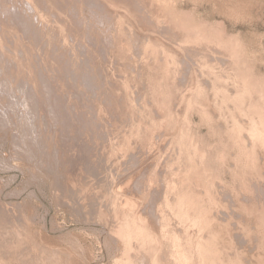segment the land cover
Listing matches in <instances>:
<instances>
[{
    "label": "rangeland",
    "instance_id": "rangeland-1",
    "mask_svg": "<svg viewBox=\"0 0 264 264\" xmlns=\"http://www.w3.org/2000/svg\"><path fill=\"white\" fill-rule=\"evenodd\" d=\"M129 1L0 0V264H264V0Z\"/></svg>",
    "mask_w": 264,
    "mask_h": 264
},
{
    "label": "bare ground",
    "instance_id": "bare-ground-1",
    "mask_svg": "<svg viewBox=\"0 0 264 264\" xmlns=\"http://www.w3.org/2000/svg\"><path fill=\"white\" fill-rule=\"evenodd\" d=\"M131 1V0H130ZM129 1V2H130ZM142 1V0H141ZM148 1V0H147ZM146 1V2H147ZM39 2V1H38ZM43 2V1H42ZM41 2V3H42ZM49 2V1H48ZM98 2V1H97ZM134 3V2H133ZM141 3V2H140ZM136 4V3H135ZM8 5H9V3H8ZM98 5V4H97ZM128 5V4H127ZM131 5V4H130ZM149 5V4H148ZM2 6V5H1ZM61 6V5H60ZM153 6V5H152ZM76 7H78V6H76ZM92 7V6H91ZM99 7V6H98ZM156 7V6H155ZM42 8H44V7H42ZM10 9V8H9ZM55 9V8H54ZM53 9V10H54ZM57 9V8H56ZM135 9H136V7H135ZM154 9V8H153ZM158 9V8H157ZM2 10V9H1ZM20 10V9H19ZM63 10V9H62ZM138 10V9H137ZM156 10V9H155ZM24 11V10H23ZM57 11V10H56ZM97 11V10H96ZM110 11V10H109ZM158 11V10H157ZM18 12V11H17ZM78 12V11H77ZM122 12V11H121ZM144 12V11H143ZM4 13V12H3ZM13 13H14V11H13ZM93 13V12H92ZM24 15V14H23ZM30 15V14H29ZM32 15V14H31ZM75 15V14H74ZM77 15V14H76ZM137 15V14H136ZM140 15H141V12H140ZM144 15V14H143ZM142 15V16H143ZM147 15H148V13H147ZM115 16V15H114ZM77 17V16H76ZM22 18V17H21ZM24 18V17H23ZM64 18V17H63ZM145 18V17H144ZM168 18H171V17H168ZM60 19V18H59ZM65 20V19H64ZM63 20V21H64ZM62 21V22H63ZM82 21V20H81ZM79 22V21H78ZM154 22V21H153ZM15 23V22H14ZM31 23V22H30ZM71 23V22H70ZM152 23V22H151ZM10 24V23H9ZM17 25V24H16ZM173 25V24H172ZM13 26H15V25H13ZM19 26V25H18ZM33 26V25H32ZM31 26V27H32ZM81 26V25H80ZM152 26H153V24H152ZM155 26V25H154ZM153 26V27H154ZM176 26V25H175ZM27 27H29V26H27ZM158 27V26H157ZM177 27V26H176ZM36 28V27H35ZM15 29V28H14ZM188 29V28H187ZM18 30V29H17ZM27 30V29H26ZM37 30V29H36ZM169 30V29H168ZM138 31V30H137ZM154 31V30H153ZM181 31V30H180ZM155 32V31H154ZM184 32V31H183ZM190 32V31H189ZM192 32V31H191ZM19 33H20V31H19ZM39 33V32H38ZM159 31H158V35H159ZM170 33V32H169ZM144 34V33H143ZM151 34H153V33H151ZM172 34H173V32H172ZM175 34V36H176V33H174ZM187 34H188V32H187ZM191 34V33H190ZM4 35H5V33H4ZM35 35V34H34ZM38 35V34H37ZM110 35V34H109ZM183 35V34H182ZM192 35V34H191ZM207 35V34H206ZM118 36V35H117ZM140 36V35H139ZM96 37V36H95ZM111 37V36H110ZM152 37V36H151ZM177 37H179V35L177 36ZM183 37V36H182ZM209 37V36H208ZM27 38V37H26ZM105 38H106V36H105ZM140 38V37H139ZM146 38V37H145ZM166 38V37H165ZM202 38V37H201ZM24 39V38H23ZM32 39V38H31ZM93 39V38H92ZM33 40V39H32ZM172 40V39H171ZM180 40V39H179ZM183 40V39H182ZM138 41V40H137ZM155 41V40H154ZM96 42V41H95ZM100 43V42H99ZM161 43V42H160ZM174 43V42H173ZM203 43V42H202ZM91 44V43H90ZM116 44V43H115ZM227 44V43H226ZM98 45V44H97ZM166 45V44H165ZM122 46V48H123V44L121 45ZM211 46V45H210ZM126 47V46H125ZM167 47V46H166ZM97 48V47H96ZM170 48V47H169ZM198 48V47H197ZM203 48H204V46H203ZM229 48V47H228ZM125 50V49H124ZM176 50V49H175ZM174 50V51H175ZM205 50V49H204ZM173 51V52H174ZM194 51V50H193ZM121 52V51H120ZM212 52V51H211ZM192 53H195V52H192ZM10 54V53H9ZM118 54V53H117ZM122 54V53H121ZM150 54V53H149ZM209 54H210V52H209ZM36 55V54H35ZM179 55V54H178ZM197 55V54H196ZM213 55V54H212ZM198 56V55H197ZM215 56V55H214ZM217 56V55H216ZM153 57V56H152ZM213 58V57H212ZM212 58H211V60H212ZM217 58V57H216ZM216 58H214V59H216ZM154 59V58H153ZM151 60V59H150ZM192 60V59H191ZM195 60H197V59H195ZM221 60V59H220ZM146 62V61H145ZM144 62V63H145ZM205 62V61H204ZM226 63V62H225ZM149 64V63H148ZM194 64H196V63H194ZM193 65V64H192ZM183 76V75H182ZM192 77V76H191ZM188 80H189V78H188ZM221 83V82H220ZM182 84V83H181ZM182 86V85H181ZM174 87V86H173ZM189 87V86H188ZM199 92V91H198ZM162 93V92H161ZM167 94V93H166ZM173 94V93H172ZM174 95V94H173ZM202 96V95H201ZM166 97V96H165ZM173 97V96H172ZM160 98H161V96H160ZM201 98V97H200ZM246 98V97H245ZM164 99V98H163ZM178 99V98H177ZM202 99V98H201ZM255 99V98H254ZM207 100H208V98H207ZM163 101V100H162ZM161 101V102H162ZM212 101V100H211ZM164 102H167V101H164ZM251 103V102H250ZM238 104V103H237ZM257 104V103H256ZM254 105V104H253ZM165 107H166V105H165ZM162 108V107H161ZM242 108V107H241ZM169 109H171V108H169ZM209 109V108H208ZM159 110H160V108H159ZM172 110H173V108H172ZM167 111V110H166ZM170 111V110H169ZM161 112H162V110H161ZM209 112V111H208ZM207 112V113H208ZM228 112V111H227ZM246 112V111H245ZM248 112H249V110H248ZM251 112V111H250ZM260 112V111H259ZM169 113V112H168ZM172 113V112H171ZM167 114V113H166ZM212 115L214 114V113H211ZM242 114V113H241ZM256 114V113H255ZM173 115V114H172ZM216 115V114H215ZM250 115H251V113H250ZM242 115H240V117H241ZM168 117V116H167ZM228 117V116H227ZM250 117V116H249ZM162 118V117H161ZM257 118H258V116H257ZM173 119V118H172ZM248 119H250V118H248ZM247 119V120H248ZM232 120V119H231ZM168 121V120H167ZM243 121V120H242ZM250 121H251V119H250ZM249 121V122H250ZM170 122V121H169ZM230 122V121H229ZM247 123V122H246ZM251 123V122H250ZM250 123H248V124H250ZM167 124V123H166ZM259 124V123H258ZM168 125V124H167ZM255 125V124H254ZM172 126V125H171ZM237 126V125H236ZM245 126V125H244ZM246 126H247V124H246ZM251 126H253L252 125V123H251ZM258 126V125H257ZM241 127V126H240ZM248 127V126H247ZM250 127V126H249ZM248 127V128H249ZM170 128V127H169ZM242 128V127H241ZM117 130V129H116ZM164 130V129H163ZM112 131V130H111ZM236 131V130H235ZM113 132H114V130H113ZM174 134V133H173ZM107 135V134H106ZM155 135V134H154ZM157 135V134H156ZM238 135V134H237ZM149 136V135H148ZM153 136V135H152ZM144 137V136H143ZM145 137H147V136H145ZM165 137H167V136H165ZM171 137V136H170ZM236 137H238V136H236ZM248 137H250V136H248ZM251 138V137H250ZM146 139V138H145ZM168 139V138H167ZM166 139V140H167ZM172 139H173V137H172ZM179 139H180V137H179ZM243 139V138H242ZM252 139V138H251ZM260 139V138H259ZM117 140V139H116ZM148 140V139H147ZM165 140V141H166ZM138 141V140H137ZM182 141V140H181ZM166 143V142H165ZM242 143V142H241ZM164 144V143H163ZM258 144V143H257ZM257 144H256V147H257ZM261 144V143H260ZM148 145V144H147ZM170 145H171V143H170ZM255 145V144H254ZM119 146V145H118ZM130 146V145H129ZM133 146V145H132ZM135 146V145H134ZM242 146V145H241ZM252 146V145H251ZM148 147V146H147ZM146 147V148H147ZM170 147V146H169ZM173 147V146H172ZM253 147V146H252ZM243 148V147H242ZM247 148V147H246ZM119 149V148H118ZM141 149V148H140ZM144 149V148H143ZM149 149V148H148ZM154 149V148H153ZM152 149V150H153ZM157 149V148H156ZM256 149V148H255ZM260 149H261V146H260ZM139 150V149H138ZM145 150V149H144ZM163 150V149H162ZM161 150V151H162ZM248 150H251L250 149V147H249V149ZM263 150V149H262ZM176 151H177V149H176ZM184 151H186V150H184ZM247 151V150H246ZM264 151V150H263ZM178 152H180L179 150H178ZM253 152V151H252ZM258 151H256V153H257ZM145 153V152H144ZM150 153H151V150H150ZM153 153V152H152ZM160 153H162V152H160ZM184 153V152H183ZM247 153V152H246ZM250 153V152H249ZM255 153V152H254ZM158 155H159V153H158ZM157 155V156H158ZM162 155V154H161ZM196 155H198V153L196 154ZM227 155V154H226ZM249 155V154H248ZM252 155V154H251ZM257 155V154H256ZM150 156V155H149ZM174 156V155H173ZM153 157V156H152ZM162 157V156H161ZM168 157V156H167ZM253 157V156H252ZM172 158V157H171ZM176 158V157H175ZM185 158V157H184ZM230 158V157H229ZM261 158V157H260ZM142 159V158H141ZM149 159V158H148ZM165 159H167V158H165ZM228 159V158H227ZM246 159V158H245ZM250 158H248V160H249ZM157 160V159H156ZM162 160V159H161ZM164 160V159H163ZM163 160H162V162H163ZM173 160V159H172ZM230 160V159H229ZM252 160V159H251ZM260 160V159H259ZM153 162V161H152ZM187 162V161H186ZM260 162V161H259ZM176 164V163H175ZM178 164V163H177ZM254 164V163H253ZM114 165V164H113ZM225 165V164H224ZM184 166V165H183ZM256 166H258L257 164H256ZM158 167V166H157ZM173 167V166H172ZM176 167V166H175ZM185 167V166H184ZM231 167V166H230ZM163 168V167H162ZM179 168V167H178ZM177 168V169H178ZM254 168V167H253ZM188 169V168H187ZM259 169V168H258ZM262 169V168H261ZM153 170V169H152ZM248 170V169H247ZM256 170V169H255ZM255 170H253V171H255ZM180 171V170H179ZM183 172V171H182ZM195 172V171H194ZM261 172V171H260ZM168 173V172H167ZM186 173V172H185ZM158 174V173H157ZM196 174H198V173H196ZM256 174H257V172H256ZM258 174H260V173H258ZM142 175H143V173H142ZM152 175V174H151ZM154 175V174H153ZM170 175V174H169ZM180 175V174H179ZM178 175V176H179ZM183 175V174H182ZM145 176V175H144ZM158 176V175H157ZM252 176V175H251ZM133 177V176H132ZM169 177V176H168ZM183 177H185V176H183ZM192 177V176H191ZM249 177V176H248ZM263 177V176H262ZM262 177H260L261 179H262ZM153 178H155V177H153ZM149 179H150V177H149ZM152 179V178H151ZM158 179V178H157ZM160 179V178H159ZM183 179V178H182ZM192 179V178H191ZM190 179V180H191ZM203 179V178H202ZM249 179V178H248ZM145 180H147V179H145ZM180 180V179H179ZM245 180V179H244ZM154 181V180H153ZM172 181V180H171ZM246 181V180H245ZM260 181V180H259ZM147 182V181H146ZM149 182V181H148ZM176 182H177V180H176ZM251 182V181H250ZM187 183V182H186ZM129 184H130V182H129ZM132 184H133V181H132ZM183 184V183H182ZM191 184V183H190ZM196 184V183H195ZM203 184V183H202ZM160 186V185H159ZM158 186V187H159ZM193 186V185H192ZM199 186V185H198ZM203 186V185H202ZM248 186H249V184H248ZM256 186V185H255ZM264 186V185H263ZM200 187V186H199ZM177 188V187H176ZM176 188H175V190H176ZM181 188V187H180ZM195 188V187H194ZM207 188V187H206ZM204 189H205V187H204ZM244 189V188H243ZM186 190H187V188H186ZM197 190V189H196ZM246 190V189H245ZM251 191V190H250ZM249 191V192H250ZM255 191V190H254ZM260 191V190H259ZM181 192V191H180ZM202 192H203V189H202ZM209 192V191H208ZM248 192V193H249ZM114 193H116V192H114ZM171 193V192H170ZM260 193V192H259ZM193 194V193H192ZM210 194V193H209ZM250 194V193H249ZM186 195V194H185ZM125 196H126V194H125ZM250 196V195H249ZM257 196V195H256ZM116 197V196H115ZM174 197V196H173ZM176 197H177V195H176ZM190 197V196H189ZM195 197V196H194ZM193 197V198H194ZM217 197V196H216ZM169 198V197H168ZM180 198V197H179ZM205 198V197H204ZM207 198V197H206ZM218 198V197H217ZM172 199V198H171ZM196 199V198H195ZM229 199V198H228ZM192 200V199H191ZM220 200H221V198H220ZM207 201H209V200H207ZM206 201V202H207ZM241 201V200H240ZM262 201V200H261ZM169 202H171L170 200H169ZM182 202V201H181ZM199 202V201H198ZM222 202H224V201H222ZM250 202V201H249ZM189 203V202H188ZM193 203V202H192ZM172 204V203H171ZM190 204H191V202H190ZM201 205L203 204V202L202 203H200ZM211 204H212V202H211ZM251 204V203H250ZM208 205H210V204H208ZM160 206V205H159ZM205 206V205H204ZM231 206V205H230ZM147 207V206H146ZM188 207V206H187ZM190 208H191V206H190ZM199 208V207H198ZM212 208V207H211ZM225 208H227V207H225ZM146 209H148V208H146ZM169 209V208H168ZM205 209V208H204ZM259 209V208H258ZM191 210V209H190ZM205 210H207V209H205ZM204 210V211H205ZM147 211H149V209L147 210ZM184 211V210H183ZM188 211V210H187ZM193 211V210H192ZM257 212V211H256ZM193 213V212H192ZM144 214V213H143ZM163 214V213H162ZM169 214V213H168ZM178 214V213H177ZM196 214V213H195ZM221 214V213H220ZM212 215V214H211ZM211 215H210V217H211ZM264 215V214H263ZM159 216V215H158ZM198 216V215H197ZM150 217V216H149ZM165 217V216H164ZM168 217V216H167ZM190 217V216H189ZM160 218V217H159ZM163 218V217H162ZM161 218V219H162ZM174 218V217H173ZM191 218V217H190ZM205 218V217H204ZM209 218V217H208ZM218 218H219V216H218ZM142 219H143V216H142ZM141 219V220H142ZM146 219H147V217H146ZM149 219V218H148ZM156 219V218H155ZM231 219V218H230ZM229 219V220H230ZM176 220V219H175ZM178 220V219H177ZM257 220V219H256ZM127 221V220H126ZM152 221V220H151ZM154 222V221H153ZM203 222H204V220H203ZM148 222H146V225H149V224H147ZM191 223V222H190ZM206 223V222H205ZM143 224H145V222L143 223ZM151 224V223H150ZM162 224V223H161ZM123 225V224H122ZM152 225V224H151ZM150 225V226H151ZM213 225V224H212ZM134 226V225H133ZM139 226V225H138ZM187 226V225H186ZM202 226V225H201ZM210 226V225H209ZM167 227V226H166ZM195 227V226H194ZM221 227H222V225H221ZM165 228V227H164ZM185 228V227H184ZM187 228V227H186ZM185 228V229H186ZM130 229V228H129ZM166 229V228H165ZM190 229V228H189ZM204 229V228H203ZM202 229V230H203ZM208 229V228H207ZM211 229H212V227H211ZM214 229V228H213ZM120 230V229H119ZM123 230V229H122ZM134 230H135V228H134ZM167 230V229H166ZM125 232H126V230H124ZM155 231V230H154ZM178 231V230H177ZM207 231V230H206ZM213 231V230H212ZM215 231H217V230H215ZM128 232V231H127ZM126 232V233H127ZM161 232H163V231H161ZM182 232V231H181ZM188 232V231H187ZM194 232V231H193ZM222 232H223V229H222ZM164 233V232H163ZM178 233V232H177ZM190 233H191V231H190ZM225 233V232H224ZM121 234H122V232H121ZM123 234H124V232H123ZM205 234V233H204ZM219 233H217V235H218ZM119 235H120V233H119ZM212 235V234H211ZM123 236V235H122ZM135 236H136V234H135ZM179 236V235H178ZM158 237V236H157ZM124 238V237H123ZM192 238V237H191ZM204 238V240L205 239H207L208 237H203ZM214 238H215V236H214ZM221 238V237H220ZM209 239V238H208ZM139 240H140V238H139ZM194 240H195V238H194ZM203 240V241H204ZM211 240H213V238L211 239ZM219 241V240H218ZM141 242V241H140ZM162 242V241H161ZM174 242V241H173ZM192 242V241H191ZM128 243V242H127ZM133 243V242H132ZM157 243H159V242H157ZM200 243V242H199ZM218 243V242H217ZM225 243V242H224ZM169 244V243H168ZM129 245V244H128ZM171 245V244H170ZM202 245V244H201ZM196 246V245H195ZM214 246V245H213ZM129 247L131 248V246L129 245ZM162 247H163V245H162ZM123 248H124V246H123ZM144 248V247H143ZM176 248V247H175ZM198 248H199V246H198ZM221 248V247H220ZM220 248H218V249H220ZM127 249V248H126ZM216 249V248H215ZM221 249H223V247L221 248ZM131 250H133V248L131 249ZM139 250H140V248H139ZM145 250H146V248H145ZM204 250V249H203ZM125 251V250H124ZM128 251V250H127ZM192 251V250H191ZM195 251V250H194ZM205 251V250H204ZM180 252V251H179ZM178 252V253H179ZM184 252V251H183ZM123 253V252H122ZM134 253V252H133ZM190 253H192V252H190ZM203 253V252H202ZM211 253V252H210ZM220 253V252H219ZM222 253V252H221ZM124 254H127V252L125 253H123L122 255H124ZM129 254H130V252H129ZM201 254V253H200ZM205 254V253H204ZM132 255V254H131ZM149 255V254H148ZM188 255V254H187ZM209 255V254H208ZM127 256V255H126ZM130 256V255H129ZM144 256V255H143ZM203 256V255H202ZM257 256V255H256ZM124 257H125V255H124ZM137 257V256H136ZM148 257V256H147ZM152 257V256H151ZM185 257V256H184ZM188 257H190V256H188ZM212 257H213V255H212ZM122 258H123V256H122ZM144 258V257H143ZM181 258V257H180ZM197 258V257H196ZM201 258V257H200ZM209 258V257H208ZM225 258V257H224ZM125 260V259H124ZM147 260V259H146ZM188 260V259H187ZM203 260V259H202ZM209 260V259H208ZM215 260V259H214ZM128 261V260H127ZM141 261V260H140ZM160 261V260H159ZM220 261V260H219ZM130 262V261H129ZM136 262V261H135ZM158 262V261H157ZM195 262V261H194ZM210 262H212L211 260H210ZM217 262V261H216ZM226 262V261H225ZM119 263H120V261H119ZM134 263V262H133ZM209 263V262H208ZM118 264V263H117ZM123 264V263H122ZM129 264V263H128ZM146 264H147V262H146ZM159 264V263H158ZM184 264V263H183ZM192 264H193V262H192ZM196 264V263H195ZM202 264H203V261H202ZM215 264V263H214Z\"/></svg>",
    "mask_w": 264,
    "mask_h": 264
}]
</instances>
